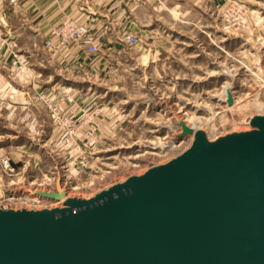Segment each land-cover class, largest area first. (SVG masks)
I'll return each mask as SVG.
<instances>
[{
  "label": "rangeland",
  "instance_id": "obj_1",
  "mask_svg": "<svg viewBox=\"0 0 264 264\" xmlns=\"http://www.w3.org/2000/svg\"><path fill=\"white\" fill-rule=\"evenodd\" d=\"M220 2L218 12L206 0H172L141 13L135 36H125L135 46V60L114 61L117 66L93 80L98 87L90 89L93 97L80 117L66 106L69 95L38 92V116H50L57 132L48 138L45 120L19 116L27 145L7 154L15 169L0 172V199L13 197L17 210L32 208L38 191L94 199L189 150L195 138L179 139L181 123L210 142L252 131L251 119L264 115V0ZM73 44L88 51L85 44ZM93 44L96 53L88 52L95 56L99 49ZM21 58L22 66L12 61L17 79L29 70ZM228 89L235 96L231 107ZM40 206L65 207L53 200Z\"/></svg>",
  "mask_w": 264,
  "mask_h": 264
},
{
  "label": "water",
  "instance_id": "obj_2",
  "mask_svg": "<svg viewBox=\"0 0 264 264\" xmlns=\"http://www.w3.org/2000/svg\"><path fill=\"white\" fill-rule=\"evenodd\" d=\"M235 103L231 89L227 104ZM94 199L0 210V264H264V115Z\"/></svg>",
  "mask_w": 264,
  "mask_h": 264
},
{
  "label": "crops",
  "instance_id": "obj_3",
  "mask_svg": "<svg viewBox=\"0 0 264 264\" xmlns=\"http://www.w3.org/2000/svg\"><path fill=\"white\" fill-rule=\"evenodd\" d=\"M206 1L211 11L220 10V0ZM171 2L23 0L18 6H12L8 0H0V155L26 149L27 136L19 132L22 128L19 116L26 112L28 116H25L32 117V121L44 123L45 119L38 116L37 108L40 106L34 100L38 92L53 98L69 95L66 106L80 117L82 107L89 102L87 99L93 97L90 91L98 87L93 80L102 73L106 74L109 65L117 66L114 61L121 64L123 59L135 60V46H128L125 36H135V25L139 24L140 14H150L156 5ZM249 8L253 10L252 6ZM67 18L89 27L90 35L98 45V54L93 56L73 43L69 46L57 45L52 32ZM50 40L55 42V47L46 46ZM128 48L132 51H128ZM14 55L27 58L29 70L20 79L14 75ZM81 91L87 94L84 99L81 98ZM48 121L50 116L48 118L47 115L45 122ZM47 125L46 137L53 138L57 131L53 125ZM12 135L14 137H10ZM5 147L15 148L2 150Z\"/></svg>",
  "mask_w": 264,
  "mask_h": 264
},
{
  "label": "built area",
  "instance_id": "obj_4",
  "mask_svg": "<svg viewBox=\"0 0 264 264\" xmlns=\"http://www.w3.org/2000/svg\"><path fill=\"white\" fill-rule=\"evenodd\" d=\"M23 0H8L9 4L12 6H18ZM52 36L61 43L62 45H68L70 43H79L85 44L86 49L91 53H96L97 47L93 44L94 38L90 35V29L87 25L78 23L70 18L65 19L60 26L55 28L52 32ZM127 39L133 41L132 37H128ZM53 40H50L47 43L48 47H52ZM87 44V45H86ZM17 60L14 62L15 65L19 64L22 66L23 59L14 55ZM15 169V165L12 163V160L9 155L3 154L0 155V172L4 173H13ZM40 197V196H39ZM36 198L35 202L31 203L32 208L28 207L26 209H18V210H30V211H40L45 209H51L47 206H40V202H49L48 199L44 198ZM16 200L13 197H9L7 199H0V210L9 211L15 210L11 204L12 201ZM29 201L26 200V203ZM60 202V201H58ZM54 209V208H53Z\"/></svg>",
  "mask_w": 264,
  "mask_h": 264
},
{
  "label": "bare ground",
  "instance_id": "obj_5",
  "mask_svg": "<svg viewBox=\"0 0 264 264\" xmlns=\"http://www.w3.org/2000/svg\"><path fill=\"white\" fill-rule=\"evenodd\" d=\"M261 73H262V72H261ZM258 105H259V106H261L262 104H261V103H259ZM186 125H187V124H186ZM193 136H194V135H193ZM9 143H10V142H9ZM21 145H22V144H21ZM23 145H24V144H23ZM5 148H6V147H5ZM2 150H3V149H2ZM41 198H42V197H41ZM64 200H65V197H64V198H62V200H61V201H62V202H65ZM61 201H60V202H61Z\"/></svg>",
  "mask_w": 264,
  "mask_h": 264
}]
</instances>
